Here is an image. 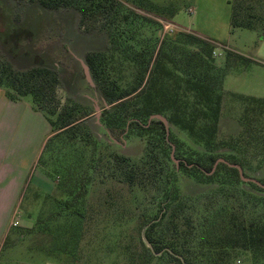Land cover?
<instances>
[{
  "label": "rangeland",
  "instance_id": "1",
  "mask_svg": "<svg viewBox=\"0 0 264 264\" xmlns=\"http://www.w3.org/2000/svg\"><path fill=\"white\" fill-rule=\"evenodd\" d=\"M117 1L119 11L100 20L102 30L85 32L79 27L78 15L70 9H47L35 2L27 9V2L0 0V64L14 71L38 65L55 67L60 83L53 96H47L39 105L47 111L56 109V113L49 116L54 120L60 113H66V117L68 107L75 108L73 115L77 120L74 126L60 131L56 130L57 121L51 130L35 168L37 175L29 182L18 205L13 235L0 249V264H180L165 252L166 249L154 252L144 237V229L151 223L146 221L158 214L165 199L164 191L172 169L176 170L178 187L185 201L179 221L196 227L201 213L216 202L226 201L227 195H213L219 189L218 182H198L191 173L181 170L179 163L168 162L167 156L172 159L173 155L178 160L182 157L202 159L216 153L225 158L236 157L247 177L264 180V153L261 151L232 146L230 142L211 150L174 123L168 122L171 137L176 142L172 144L173 154L172 146L165 150L159 147L157 129L146 138L130 127L122 139L114 136L111 139L100 125L101 114L110 105L103 102L96 91L89 69L91 83L87 80L81 63L86 65V53L106 47L109 61L118 69L111 77L119 78L122 88H130L143 76L138 90L127 97L129 100L149 85L148 79L158 57L168 58L170 67L177 73L193 71L194 60L185 55L180 45L173 47L180 31L212 42L214 48L209 63L212 69L223 73L218 86L221 102L216 140L228 142L229 137H236L241 131L243 98L264 99V30L260 29L261 25L255 24L253 29H231L232 0ZM256 2L245 0V4H252L250 12H264L261 10L264 2ZM155 7L163 8V13ZM132 13L147 17L155 25L150 30L146 26L138 33L136 26L129 23L133 21ZM123 15L128 18L122 20ZM28 18L36 21L32 29L28 28ZM70 30H75L78 36H68ZM105 35L103 42L101 37ZM187 59L189 69L185 64ZM172 83L171 88L176 87ZM0 89L11 91L5 86ZM26 97L31 100L30 96ZM134 102V99L130 101V108L136 107ZM95 104L99 108L98 116ZM170 134H166V139ZM113 154L125 156L128 166L113 159ZM129 171L135 174L133 181L124 178V173ZM224 181L227 189L238 194L234 202L241 203L251 216L263 210L253 198L260 192L249 182H234L229 178ZM49 215H54L55 223L48 222ZM63 215L70 217L68 230L73 239L68 240L66 253L61 257L63 254L57 253L64 245L56 236L62 238L61 231L65 230ZM53 225H56L54 230ZM157 229L155 234L165 242L166 223ZM191 243L194 242L190 237L183 240L184 245ZM181 249L184 257L175 255L181 264L196 262L194 249ZM233 255L230 264H253L248 252L235 250Z\"/></svg>",
  "mask_w": 264,
  "mask_h": 264
},
{
  "label": "trees",
  "instance_id": "2",
  "mask_svg": "<svg viewBox=\"0 0 264 264\" xmlns=\"http://www.w3.org/2000/svg\"><path fill=\"white\" fill-rule=\"evenodd\" d=\"M15 1L27 2L29 4L27 9L33 7V2L47 9H70L78 15L79 27L85 32L102 30L100 28L104 26L100 24V20L103 17L106 19L111 17L113 13L119 11L117 5H120L117 0ZM262 1L264 2V0H257L256 3L262 4ZM251 6L252 4H245V0L231 1V29H253L255 24H259L261 25L260 29L264 30V12L252 13L249 11ZM155 9L163 11V8L155 7ZM170 13H173L172 10ZM132 14L133 21H129V23L136 26L135 30L138 33L145 30L146 26L150 30L155 25L143 15ZM122 18V20H126L128 15H123ZM108 21L109 23L112 22L111 20ZM35 22V20L29 19L28 28L32 29ZM70 32L68 36L71 38L78 36L75 30H70ZM178 35L173 42V47L180 45L184 48L185 55L194 60V65L191 66H195L192 68L193 71L184 70L183 73H177L175 68L170 67L171 61L168 58L166 60L163 57H158L153 65V73L148 79L149 85L142 87L129 100L127 97L138 90L143 76L130 88H122L120 79L111 77V73L117 72L118 69L113 66L114 64L112 65L113 61H109L110 55L106 47L86 53L84 62L95 82V89L103 102L110 105L101 114V127L107 135L114 136L117 140L122 139L130 127L146 138L151 135L152 130L157 129L160 132V135L156 137L159 147L162 150L171 149L172 144L174 145L173 142H175L171 137V131L169 130L170 136L166 139L163 122L159 119H150L152 114H160L166 117L168 122L187 130L198 139L197 142L199 141L200 144L211 150L228 145L230 142L232 146H240L246 149L254 148L264 153V99L244 97L245 107L240 121L241 131L236 137H229L228 142L225 140L218 142L216 133L221 102L218 86L222 82L223 73L218 69H212L213 67L209 63L214 44L197 35L181 31ZM149 37L152 38L151 35ZM66 38L68 37L66 36ZM105 39L106 35L101 37L103 42ZM189 62L187 59L185 63L187 69H189ZM171 82L176 84V87L174 85V88H171ZM59 83L60 76L55 67L38 65L23 71H14L0 64V86H5L11 90L10 92L5 91V95L11 100H20L30 96L33 107L41 113L47 114L44 116L50 123L52 130L59 122L56 130L60 131L74 126V122L77 121L73 115L75 108L68 107L69 111L66 117L64 116L66 113L64 115L60 113L54 120L49 116H53L56 109L47 111L39 105L47 96H53ZM133 99L137 105L135 108H130L129 103ZM65 107L67 110V105ZM197 122L200 125H197ZM112 141L116 142L115 140ZM219 158L242 168V163L236 157L225 158L217 153L206 155L202 159L182 157L179 159V168L191 173L198 182L204 180L218 182L219 189L215 190L213 195L226 194V201L216 202L210 208L205 209L201 213L200 223L196 227L190 226L187 221H179L185 201H183L180 187H178L176 170L172 169L171 178L164 191L165 199L160 204L158 214L146 221V223H151L146 225L144 237L154 252L159 253L166 249L165 252L180 264L179 258L175 255L183 256L181 248L194 249L196 262L189 261L191 264H230L234 258L235 250L248 252L253 264H264V188L254 182L247 181L260 192V195H253V198L263 207L262 211L251 216L241 203L234 202V198L238 197L236 191L225 187L226 182L224 180L227 178L234 182H243L238 170L223 162H219L212 170L213 164ZM113 159L123 161L127 166L129 164V160L125 156L113 154ZM167 160L173 163L169 156H167ZM243 174L247 177L244 172ZM134 177V172L124 173L125 180L133 181ZM256 180L264 184L263 179ZM56 204L61 207L59 202ZM61 217H64L66 226L65 230H63V226L61 228L63 230L61 231L62 238L56 236V239L64 245L62 250L57 253L58 255L63 254L62 257L66 253V243L68 240L70 242L73 236L70 235L72 232L68 230L70 217L67 216L66 218L64 215ZM47 220L49 223H55L54 215H49ZM165 223L168 236L164 242L155 233L159 231L157 227H162ZM53 227L54 230L56 225ZM189 237L193 239L194 243L184 245L183 240H187Z\"/></svg>",
  "mask_w": 264,
  "mask_h": 264
},
{
  "label": "crops",
  "instance_id": "3",
  "mask_svg": "<svg viewBox=\"0 0 264 264\" xmlns=\"http://www.w3.org/2000/svg\"><path fill=\"white\" fill-rule=\"evenodd\" d=\"M51 130L30 99L11 100L0 89V249L13 235L18 205L37 175L35 168Z\"/></svg>",
  "mask_w": 264,
  "mask_h": 264
},
{
  "label": "water",
  "instance_id": "4",
  "mask_svg": "<svg viewBox=\"0 0 264 264\" xmlns=\"http://www.w3.org/2000/svg\"><path fill=\"white\" fill-rule=\"evenodd\" d=\"M81 63H82V67H83V70H84L85 76H86L87 80L90 82V77H89V75H88V67H87V65H85L83 62H81ZM90 83H91V82H90ZM105 105H106V104H105ZM95 109H96V111H97V116H98V115H99V108H98V106H97L96 104H95ZM150 119H159L160 121H162L163 124H164L165 130H166V134L168 135V133H169L168 121H167V119H166L164 116H162V115H160V114H152V115L150 116ZM173 150H174V147L172 146V152H171V154H173ZM171 156H172V160H173L176 164H178V163H179V160L176 159V158H174L173 155H171ZM219 162H223V163H226L227 165H229V166H231V167H235V168L238 170L239 176H240V178H241L243 181H246V182H247V181H251V182H254V183H256V184H258L259 186H261V187L264 188V185H262V184H261L260 182H258L256 179H253V178H250V177H245L244 174H243L242 168H241L239 165H237V164H231V163L227 162L226 160H224L223 158H219V159H217V160L215 161V163L213 164L212 170L215 169L216 165H217Z\"/></svg>",
  "mask_w": 264,
  "mask_h": 264
},
{
  "label": "built area",
  "instance_id": "5",
  "mask_svg": "<svg viewBox=\"0 0 264 264\" xmlns=\"http://www.w3.org/2000/svg\"><path fill=\"white\" fill-rule=\"evenodd\" d=\"M13 225H16V222H13Z\"/></svg>",
  "mask_w": 264,
  "mask_h": 264
}]
</instances>
